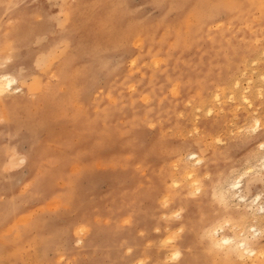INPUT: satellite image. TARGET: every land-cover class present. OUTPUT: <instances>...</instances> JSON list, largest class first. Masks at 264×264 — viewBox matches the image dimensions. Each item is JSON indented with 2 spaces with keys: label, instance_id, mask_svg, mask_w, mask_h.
Masks as SVG:
<instances>
[{
  "label": "rangeland",
  "instance_id": "1",
  "mask_svg": "<svg viewBox=\"0 0 264 264\" xmlns=\"http://www.w3.org/2000/svg\"><path fill=\"white\" fill-rule=\"evenodd\" d=\"M211 1L0 0V73L13 68L23 88L0 94V264H249L214 246L207 231L218 218L252 221L214 192L260 151L264 55L252 48L261 37L250 44L229 12L215 10L219 0ZM5 46L13 47L8 53ZM230 92L238 99H228ZM252 116L262 119L259 133L250 128ZM189 151L204 156L196 171L201 194L189 193ZM255 163L242 173L243 191L264 201V169ZM175 208L185 222L170 244ZM263 233L253 241L262 250ZM173 244L184 250L180 260L167 255Z\"/></svg>",
  "mask_w": 264,
  "mask_h": 264
},
{
  "label": "bare ground",
  "instance_id": "2",
  "mask_svg": "<svg viewBox=\"0 0 264 264\" xmlns=\"http://www.w3.org/2000/svg\"><path fill=\"white\" fill-rule=\"evenodd\" d=\"M118 2H119V0H117ZM121 1V0H120ZM122 1H124V0H122ZM170 1V0H169ZM205 1H208V0H205ZM210 2H212L213 3V1H211V0H209ZM199 2H200V0H199ZM199 2H198V4H199ZM217 2V1H216ZM208 3V2H207ZM215 3V2H214ZM213 3V4H214ZM195 4V3H194ZM210 4V3H209ZM125 5V4H124ZM156 5V4H155ZM205 5V4H204ZM203 5V6H204ZM211 5V4H210ZM202 6V7H203ZM201 7V6H200ZM214 8H215V10H221L222 8L223 9H225L227 12H229L235 19H236V22H238V25L239 26H237V31L240 33V34H242V36H244V37H246V38H248L247 40L249 41V43L251 44L252 42H253V40H256L257 38H259V37H261V39H260V43H257L256 45H253L252 46V48H254V50L256 51V52H258V54L257 55H264V0H219V2L218 3H216L214 6H213ZM259 7V8H258ZM195 8V7H194ZM256 8H258V10H259V19L258 18H253L254 17V14H255V12H254V10L256 9ZM195 9H198V7H196ZM194 10V9H193ZM199 10H201V8L199 9ZM202 10H203V8H202ZM189 11H191L192 12V10H189ZM196 11V10H195ZM186 12V11H185ZM184 12V13H185ZM198 12V11H197ZM196 12V13H197ZM199 12H201V11H199ZM204 12V11H203ZM203 12H201L202 14H203ZM196 13H195V15H196ZM187 14V13H186ZM194 14V13H193ZM192 14V15H193ZM189 15V14H188ZM197 15H201V14H198L197 13ZM198 16V17H199ZM186 17V16H185ZM137 19V18H136ZM201 21H202V17H201ZM234 21V20H233ZM241 24V25H240ZM186 26V25H185ZM140 27V26H139ZM138 27V28H139ZM237 32V33H238ZM13 33V32H12ZM125 34V33H124ZM187 35H188V32H187ZM186 35V36H187ZM11 37V36H10ZM4 38H7V37H4ZM4 38H3V40H4ZM15 38V37H14ZM9 40H11L12 39V37H11V39L10 38H8ZM7 41V40H6ZM12 41V40H11ZM139 41H141V39L138 37L134 42H138L139 43ZM257 42H259V41H257ZM5 43V42H4ZM11 43V42H10ZM11 44H13V43H11ZM2 45V44H1ZM80 45V44H79ZM82 45V44H81ZM8 46V45H7ZM13 46H15L14 44H13ZM12 46V47H13ZM180 45H178V47H179ZM12 47L11 48H8V47H4L5 49L6 48H8V50H7V52L9 53V51H10V49H12ZM108 50V49H107ZM12 51H14V50H12ZM69 51V50H68ZM102 51V50H101ZM105 51V50H104ZM100 54V53H99ZM13 55V54H12ZM82 55V54H81ZM238 55H240V54H238ZM244 55V54H243ZM15 56V55H14ZM13 56V57H14ZM76 56V55H75ZM245 56V55H244ZM83 57H85V56H83ZM89 57V56H88ZM68 58V57H67ZM103 58V57H102ZM105 58V57H104ZM164 58V57H163ZM7 59V58H6ZM258 59H260L261 61H263L264 62V60H262V58H260V57H258ZM14 60V59H13ZM90 60V59H89ZM95 60V59H94ZM103 60V59H102ZM106 60V59H105ZM152 61V60H151ZM244 61V60H243ZM251 61H253V60H251ZM254 61H255V59H254ZM254 61L253 62H251V64L253 63V64H255L254 63ZM13 62V61H12ZM87 62V61H86ZM100 62H102V61H100ZM107 62V61H106ZM105 62V63H106ZM256 62V61H255ZM258 62V61H257ZM256 62V63H257ZM98 63H99V61H98ZM119 63V62H118ZM104 64V63H103ZM116 64V63H115ZM246 64V63H245ZM244 64V65H245ZM248 64V63H247ZM250 64V63H249ZM150 65V64H149ZM158 65V64H157ZM235 65V64H234ZM243 65V64H242ZM243 65V66H244ZM14 66V65H13ZM95 66V65H94ZM97 66H99V64L97 65ZM100 66H102V63H101V65ZM104 66V65H103ZM102 66V67H103ZM107 66V65H106ZM105 66V67H106ZM114 66H116V65H114ZM230 66V65H229ZM249 66V65H248ZM247 66V67H248ZM253 66V65H252ZM263 66V65H262ZM59 67H60V65H59ZM58 67V68H59ZM91 67V66H90ZM239 67V66H238ZM246 67V68H247ZM256 67V66H255ZM254 67V68H255ZM57 68V67H56ZM111 68V67H110ZM219 68V67H218ZM245 68V69H246ZM250 68H252V67H250ZM52 69H54V68H52ZM109 69V68H108ZM112 69V68H111ZM114 69V68H113ZM224 69V68H223ZM236 69H239V68H236ZM257 69V68H256ZM256 69H254V70H256ZM258 69H260L259 68V66H258ZM263 69V68H262ZM54 70H56V69H54ZM58 70V69H57ZM225 70V69H224ZM240 70V69H239ZM20 71H21V69H20ZM19 71V72H20ZM114 71V70H113ZM196 71V70H195ZM194 71V72H195ZM220 71V70H219ZM231 71V70H230ZM238 71V70H237ZM244 71L245 70H243L241 73H243V75H244ZM252 71H253V69H252ZM18 72V71H17ZM199 72V71H198ZM226 72V71H225ZM246 72H248V69H246ZM72 73V72H71ZM110 73V72H109ZM236 73H238V72H236ZM259 73L260 74H258V76H259V78L258 79H260V81H261V79L264 81V73L262 74V72H261V69H260V71H259ZM18 74L19 73H17L16 74V71L14 72V70H13V68H8L6 71H3V72H1L0 73V94H9V93H12V94H17V93H20V91L21 92H23L22 90H23V88H22V86H21V83H19V77H18ZM220 74V73H219ZM231 74H233V72H231ZM230 74V75H231ZM204 75V74H203ZM222 75V74H221ZM239 75V74H238ZM250 75V74H249ZM240 76H242V75H240ZM255 76H257V75H255ZM257 76V77H258ZM221 77V76H220ZM219 77V78H220ZM224 77V76H223ZM239 77V76H238ZM237 77V78H238ZM246 77V76H245ZM256 77V78H257ZM196 78H198V77H196ZM204 78V77H203ZM203 78H201V80L203 79ZM228 78V77H227ZM236 78V77H235ZM250 78V77H249ZM222 79H225V77L224 78H222ZM233 79V78H232ZM255 79V78H254ZM204 80V79H203ZM206 80V79H205ZM235 80V79H234ZM248 80V79H247ZM249 80H251V81H253L252 80V77L249 79ZM256 80V79H255ZM254 80V81H255ZM251 81H246V83L248 82H251ZM260 81H258V82H260ZM262 81V82H263ZM239 80H236V81H233V86L236 88L237 86L239 87ZM247 83V85H250V84H248ZM252 83V82H251ZM254 83H252V85H253ZM207 85V84H206ZM231 86H232V84H230ZM230 85H229V88H230ZM260 85H263V84H261L260 83ZM232 86V89L234 88ZM255 85H253L252 87H254ZM203 87V86H202ZM201 87V88H202ZM248 86H246V88H247ZM256 87H259V84L257 83L256 84ZM262 87V86H261ZM84 88V87H83ZM221 88H223V87H221ZM244 89H242L241 88V90H243V91H245V86L243 87ZM250 88H251V86H250ZM249 88V89H250ZM74 89V88H73ZM206 89V88H205ZM232 89H230V91L232 90ZM237 89V88H236ZM239 89V88H238ZM248 89V88H247ZM253 89V88H252ZM262 90L264 89V88H261ZM260 89V90H261ZM84 90V89H83ZM219 90V89H218ZM224 89H222V91H223ZM239 91V90H237V91H239L240 93H241V96L239 97L240 99H241V97H242V102H244V100H245V102L247 103V104H249V105H246L247 107H250V105H251V103H252V101L250 100V99H248V96L246 95V93L244 94L243 93V91ZM260 91V92H262L263 93V91ZM216 91V90H215ZM228 91V90H227ZM250 91V90H249ZM253 91V90H252ZM216 92H218V91H216ZM216 92H211V94L210 95H212V94H214V96H213V98H215V102L218 100H220L221 99V97L219 98V96H218V94L219 93H217V94H215ZM235 92V91H234ZM233 92V93H234ZM257 92V91H256ZM261 93V94H262ZM222 94V93H221ZM220 94V96H224V98L222 97V101H223V99H225V95L223 94V95H221ZM228 94V93H227ZM230 94L235 98V99H238V96H236L235 97V94L236 93H234V94H232L231 92L229 93V97H228V99H230L231 100V98H230ZM249 94H251L250 95V97H252L254 94H253V92L251 93V92H249ZM253 94V95H252ZM264 94V93H263ZM210 95H209V97H210ZM239 95V94H238ZM10 96V95H9ZM231 96V97H232ZM256 96H257V93H256ZM207 97V96H206ZM232 97V98H233ZM254 97V96H253ZM252 97V98H253ZM258 97V96H257ZM251 98V99H252ZM256 98V97H255ZM234 100V99H233ZM206 101H207V98H206ZM206 101L204 102V99L201 101V104H203L204 103V108H203V110H204V112H207V113H209V112H211V107L210 106H208V105H206L207 103H206ZM227 101V100H226ZM12 102V101H11ZM221 102V101H220ZM219 102V103H220ZM239 102V101H238ZM245 103V104H246ZM211 104V103H210ZM259 104V103H258ZM238 105V104H237ZM216 106V105H215ZM218 106V105H217ZM236 106V105H235ZM245 106V105H244ZM243 106V107H244ZM245 106V107H246ZM257 105H255V107H256ZM264 106V105H263ZM210 107V108H209ZM258 107V106H257ZM134 108V107H133ZM251 108H252V105H251ZM219 109V108H218ZM248 109V108H247ZM200 110V109H199ZM198 110V111H199ZM250 110V109H249ZM252 110V112L253 113H256V110L254 109V111H253V109H251ZM194 111H195V109H194ZM203 112V111H202ZM251 112V111H250ZM258 112V111H257ZM124 113V112H123ZM259 113V112H258ZM247 114V113H246ZM254 115V114H253ZM257 115V114H256ZM259 115V118H261L260 117V113L258 114ZM262 115V114H261ZM245 116V115H244ZM246 116H251V114L250 115H246ZM257 117V116H256ZM263 117V116H262ZM252 118V120L254 121V123L251 125L250 123H251V121L252 120H249V122L250 123H248V125H251L250 126V128H251V130L253 131V132H256V131H258V133H259V130H258V128H259V126H261L260 124V122L259 121H261L262 119H260L259 120V118L257 119V118H255L254 116H252L251 117ZM250 118V119H251ZM232 119V118H231ZM245 120H246V118H245ZM144 121V120H143ZM252 121V122H253ZM133 122V121H132ZM245 122V121H244ZM243 122V123H244ZM246 122H248L247 120H246ZM263 122V121H262ZM139 123V122H138ZM137 125V124H136ZM179 125V124H178ZM215 125V124H214ZM240 125V124H239ZM241 125H243L244 126V124H241ZM247 124H245V126H246ZM247 125V127L245 128V127H243V126H241L242 128H245V129H249V126ZM264 125V124H263ZM140 126V125H139ZM228 128H230V126L228 127ZM238 126L236 127L235 126V132L236 131H238V129H240V127L238 128ZM241 128V129H242ZM133 128H131V130H132ZM160 129V128H159ZM192 129V128H191ZM232 130H230V131H233V127L231 128ZM237 129V130H236ZM250 130V132H249V130H245L246 131V133L247 132H249V133H251L252 131ZM241 131V130H240ZM242 131H244V130H242ZM134 132V131H133ZM234 133V132H233ZM133 134V133H132ZM223 134V133H222ZM231 134V133H230ZM243 134V133H242ZM155 135V134H154ZM221 136V135H220ZM258 136H264V132H260L259 133V135ZM136 138V137H135ZM208 138V137H207ZM218 138V137H217ZM220 138V137H219ZM215 139L216 141H218V140H220V139ZM222 138V137H221ZM221 141H222V139H221ZM168 142V141H167ZM219 142V141H218ZM189 143V142H188ZM258 143H259V152L257 153V156H255V158L254 159H256V157H257V159L256 160H254V162H250V163H253V164H255L256 165V163H255V161H259V163L257 164V166L258 167H260V169H264V139H262V140H260V141H258ZM149 144V143H148ZM196 144V143H195ZM213 144V143H212ZM187 145V144H186ZM205 145V144H204ZM139 146V145H138ZM168 146V145H167ZM200 145L198 144V147H199ZM203 146V145H202ZM211 147V146H210ZM144 148V147H143ZM146 148V147H145ZM199 148H201V146L199 147ZM198 148V149H199ZM212 148V147H211ZM205 149V148H204ZM256 149V148H255ZM143 150V149H142ZM213 150V149H212ZM187 151V150H186ZM196 151V150H195ZM195 151H189V152H187V153H185V155H183L184 156V158H186V160H187V162H188V165H190V167H188V172H187V174L188 175H186V176H190L191 178V180H190V183H191V186H193V188H189V193L190 192H193L194 194H196V193H199V194H201V193H203L202 191V185H201V183H203V182H201L200 183V181H199V177H203L202 175L201 176H199L198 178H197V174H196V171H197V169L199 168V167H201V165H203L202 163H203V161H204V156H202V155H200V154H198L197 152H195ZM202 151H204V150H202ZM199 152H201V150H199ZM168 153V152H167ZM166 153V154H167ZM142 154V153H141ZM212 154V153H211ZM207 155V154H206ZM255 155H256V153H255ZM24 156V155H23ZM30 155H29V153L27 154V156H26V160L27 159H30V157H29ZM143 156V155H142ZM149 156V155H148ZM179 156H180V154H179ZM215 156V155H214ZM254 156V155H253ZM157 157V156H156ZM181 158H182V154H181V156H180ZM249 157V156H248ZM247 157V158H248ZM253 158V157H252ZM176 159V158H175ZM183 159V158H182ZM160 160V159H159ZM178 160V159H177ZM252 160V159H251ZM145 161V160H144ZM174 161V160H173ZM246 161H248V160H246ZM246 161H245V163H246ZM178 162V161H177ZM186 162V163H187ZM170 163V162H169ZM184 163V162H183ZM244 163V164H245ZM249 162H247L246 164L248 165L247 167L246 166H243V168H245L244 169V171L243 170H241L240 172V174H238V175H236V177L235 178H231V177H229L228 175V177L229 178H226V179H224V182L220 185V183H219V185H220V188L218 189V190H216L215 192H214V194L218 197V199H220L221 201H223L224 202V205H226V206H228L227 204H229L230 203V207L231 206H233L232 208H236V207H242L243 208V210L241 211V213L239 214V216H240V218H242V219H244V221H246V216L247 215H251V219H252V221L251 222H242V224L241 225H239V224H237V223H234L235 221H232V220H230V218H221V219H215L214 221L216 222L215 223V225H213L212 227H208L209 228V230L207 231V236L210 238V242L214 245V246H216V247H220V249L222 248V247H227V249H228V251L230 252V253H232V254H235V257L238 259V260H240L241 262L242 261H244L245 259H247L248 260V263L249 264H264V250H262L260 247H258L257 246V244L256 243H254L253 241H255L254 239L256 238V236L257 235H259V234H261L262 233V231H264V201L262 200V197L259 195V194H254V196H250V195H248V194H246L243 190H244V185H243V174L242 173H249V171L252 169V167L253 166H255V165H253V164H250ZM164 164H166V163H164ZM245 164V165H246ZM159 165V164H158ZM163 165V164H162ZM184 165H186L185 163H184ZM184 165H183V167H184ZM243 165V164H242ZM223 166V165H222ZM240 166V165H239ZM160 167V166H159ZM256 167V166H255ZM202 168V167H201ZM234 168V166L232 167V170H234L235 171V169H233ZM239 168H241V167H239ZM154 169V168H153ZM163 169H165V168H163ZM259 169V170H260ZM207 170V169H206ZM214 170V169H213ZM231 170V169H230ZM254 170V169H253ZM255 170H257V169H255ZM120 171V170H119ZM122 171V170H121ZM239 171V170H238ZM243 171V172H242ZM258 171V170H257ZM163 172V171H162ZM166 172V171H165ZM251 172V171H250ZM256 172V171H255ZM207 172H205L203 175H205ZM210 173V172H209ZM224 173V172H223ZM238 173V172H237ZM186 173H184L183 172V175H185ZM208 174V173H207ZM217 174H218V172H217ZM242 174V175H241ZM118 175V174H117ZM172 175V174H171ZM180 175H182V174H180ZM182 175V176H183ZM231 175V174H230ZM233 175V174H232ZM245 175V174H244ZM92 176V175H91ZM119 176H120V174H119ZM181 176V177H182ZM235 176V175H234ZM156 177V176H155ZM206 177H207V175H206ZM217 177V176H216ZM224 177H226V176H224ZM152 178V177H151ZM98 179V178H97ZM100 179V178H99ZM163 179V178H162ZM171 179V178H170ZM172 180V179H171ZM183 179H181V181H182ZM221 180H223V178L221 179ZM116 181V180H115ZM120 181V180H119ZM179 181V180H178ZM177 180L176 181H174V183L176 184H178L179 182H178ZM188 181V180H187ZM213 181V180H212ZM217 181V180H216ZM215 181V183H217V182H219V181H217L216 182ZM87 182H89V181H87ZM95 182V181H94ZM97 182V181H96ZM117 182V181H116ZM148 182V181H147ZM162 182V181H161ZM212 183H214V182H212ZM93 184V183H92ZM157 184V183H156ZM171 184H173L172 182H171ZM175 184H173V185H175ZM176 184V185H177ZM185 184V183H184ZM211 184V183H210ZM116 185V184H115ZM166 185H168V184H166ZM175 185V186H176ZM218 185V186H219ZM179 186V185H178ZM177 186V187H178ZM217 186V187H218ZM93 187V186H92ZM164 187V186H163ZM171 187V186H170ZM144 188V187H143ZM175 188V187H174ZM183 188H184V186H183ZM215 188V186L213 187V189ZM125 189V188H124ZM168 189V188H167ZM179 189V188H178ZM190 189H192V191L190 190ZM210 189V188H209ZM148 190V189H147ZM182 190V189H181ZM215 190V189H214ZM118 191V190H117ZM152 191V190H151ZM160 191V190H159ZM172 191H173V189H172ZM177 191V190H176ZM186 192V191H185ZM196 192V193H195ZM260 192V191H259ZM258 192V193H259ZM111 193V192H110ZM156 193V192H155ZM166 193V192H165ZM171 193V192H170ZM183 193V192H182ZM188 193V192H187ZM145 194V193H144ZM157 194V193H156ZM190 194H192V193H190ZM193 194V195H194ZM213 194V195H214ZM110 195V194H109ZM116 195V194H115ZM125 195V194H124ZM168 195H169V192H168ZM167 195V196H168ZM94 196V195H93ZM167 196H166V194H165V200H166V198H167ZM92 197V196H91ZM214 197V196H213ZM144 198V197H143ZM163 197H162V199H164ZM150 200V199H149ZM161 200V199H160ZM160 200H158L157 202H159ZM168 200H170V198L168 199ZM197 200V199H196ZM88 202V201H87ZM95 202V201H94ZM137 203V202H136ZM152 204V203H151ZM150 204V205H151ZM162 204V203H161ZM160 204V205H161ZM179 205V204H178ZM162 206V205H161ZM177 207V206H176ZM171 208V207H170ZM172 209V208H171ZM170 209V210H171ZM176 209V208H175ZM162 210V209H161ZM186 210V209H185ZM174 211V210H173ZM169 213H171V214H173L174 212H169ZM169 213H167L168 214V216H169ZM239 213V212H238ZM164 214V213H163ZM166 214V213H165ZM164 214V215H165ZM166 214V215H167ZM153 215V214H152ZM158 215V214H157ZM159 216V215H158ZM173 216H175V217H179V220H178V227L177 228H175V229H173L174 231H172V232H174V233H172V236H171V233H169L170 231L167 229L169 226H168V224H167V226L168 227H166V229L168 230V233H169V235L167 234V237L169 238L168 239V242H169V240L170 241H172V240H175V237L178 235V233L182 230V228L184 227L183 226V223L185 222V217L184 216H182V214H181V210L180 209H176L175 210V213L173 214V215H171V217H173ZM189 216V215H188ZM225 216V215H224ZM236 216V215H235ZM142 217V216H141ZM165 217V216H164ZM222 217V216H221ZM146 218V217H145ZM235 218V217H234ZM248 218V217H247ZM142 219V218H141ZM155 219V218H154ZM232 219V218H231ZM126 220V219H125ZM128 220V219H127ZM126 220V221H127ZM217 220V221H216ZM241 220V219H240ZM249 221V220H248ZM125 222V221H124ZM153 222V221H152ZM162 222V221H161ZM175 222V221H174ZM213 222V221H212ZM236 222H238V221H236ZM127 223H128V221H127ZM151 223V222H150ZM239 223V222H238ZM248 223V224H247ZM154 224V223H153ZM161 224V223H160ZM124 225H126V224H124ZM162 225V224H161ZM208 225H210V224H208ZM146 226V225H145ZM152 226V225H151ZM163 226V225H162ZM126 227V226H125ZM149 227V226H148ZM161 227V226H160ZM176 227V226H175ZM238 228L239 230L237 231L236 229V231L234 230V231H232V233H229V232H225V229L227 228V229H234V228ZM97 228V227H96ZM128 228V227H127ZM154 228V227H153ZM174 228V227H173ZM204 228V227H203ZM225 228V229H224ZM193 229V228H192ZM207 229V228H206ZM230 229V230H231ZM232 229V230H233ZM105 230V229H104ZM141 230V229H140ZM172 230V229H171ZM22 231V230H21ZM77 232H78V234H80L79 236H78V238H77V240L81 243L82 242V235L85 233V227H83V226H80L79 228H78V230H76ZM142 231V230H141ZM166 231V230H165ZM112 232V231H111ZM121 232V231H120ZM119 232V233H120ZM154 232V231H153ZM203 232V231H202ZM20 233H22V232H20ZM19 233V234H20ZM157 233V232H156ZM164 233V232H163ZM132 234V233H131ZM203 234V233H202ZM264 234V233H263ZM134 235V234H133ZM185 235V234H184ZM183 235V236H184ZM205 235V234H204ZM135 236V235H134ZM134 236H132V238L134 237ZM164 237H165V235H163ZM170 236V237H169ZM181 236V235H180ZM207 236L205 235V238H207ZM259 236H261V235H259ZM86 237H88V236H86ZM128 237V236H127ZM162 237V236H161ZM198 237H200V236H198ZM151 238V237H150ZM158 238V237H157ZM192 238V237H191ZM204 238V237H203ZM103 239V238H102ZM130 239V238H129ZM161 239V238H160ZM166 239V238H165ZM52 240V239H51ZM88 240V239H87ZM114 240V239H113ZM103 241V240H102ZM115 241V240H114ZM114 241H112V242H114ZM117 241V240H116ZM120 241V240H119ZM146 241H147V239H146ZM167 241V239L164 241L163 240V242H166ZM177 241V240H176ZM209 241V240H208ZM207 241V242H208ZM92 242V241H91ZM109 242V241H108ZM134 242V241H133ZM157 242H159V241H157ZM198 242V241H197ZM205 242V241H204ZM51 243H52V241H51ZM79 243V244H80ZM94 243V242H93ZM170 243V242H169ZM172 243V242H171ZM170 243V244H171ZM174 243V242H173ZM188 243V242H187ZM187 243H186V245H187ZM98 244V243H97ZM165 244V243H164ZM209 244V243H208ZM207 244V245H208ZM211 244V245H212ZM94 245V244H93ZM103 245V244H102ZM110 245V244H109ZM108 245V246H109ZM169 245V244H168ZM206 245V246H207ZM138 246V245H137ZM162 246H164V245H162ZM196 246V245H195ZM81 247V246H80ZM84 247V246H83ZM133 247V246H132ZM131 247V248H132ZM155 247V246H154ZM103 248V247H102ZM101 248V249H102ZM140 248V247H139ZM143 248V247H142ZM147 248V247H146ZM187 248V247H186ZM127 249V248H126ZM125 249V250H126ZM128 249H130V248H128ZM156 249V248H155ZM154 249V250H155ZM162 249V248H161ZM207 249V248H206ZM209 249V248H208ZM212 249V248H211ZM264 249V248H263ZM114 250V249H113ZM112 250V251H113ZM120 250V249H119ZM143 250V249H142ZM219 250V249H218ZM145 251V250H144ZM156 251V250H155ZM33 252V251H32ZM127 252V251H126ZM167 255L170 257V258H172V259H176V260H180L181 259V257H182V255H183V253H184V250L181 248V247H179V245H177V244H173V245H171V247H168V250H167ZM215 252V251H214ZM116 253V252H115ZM162 253V252H161ZM194 253V252H193ZM29 254V253H28ZM145 254V253H144ZM115 255V254H114ZM118 255V254H117ZM152 255V254H151ZM29 256V255H28ZM148 256V255H147ZM150 256V255H149ZM161 256V255H160ZM206 256V255H205ZM226 256V255H225ZM224 256V257H225ZM118 257H120L119 255H118ZM231 257V256H230ZM148 258V257H147ZM208 258V257H207ZM145 259V258H144ZM231 259V258H230ZM156 260V259H155ZM162 260V259H161ZM168 260H170V259H168ZM222 259H219V261H221ZM226 260V259H225ZM232 260V259H231ZM124 261V260H123ZM210 261H211V259H210ZM217 261V260H216ZM184 262V261H183ZM192 262V261H191ZM199 262V261H198ZM202 262V261H201ZM213 262V261H212ZM215 262V261H214ZM126 263V262H125ZM155 263V262H154ZM159 263V262H158ZM157 263V264H158ZM170 263V262H169ZM128 264H145L144 262H143V260L142 259H140V258H130L129 260H128ZM173 264V263H172ZM209 264V263H208Z\"/></svg>",
  "mask_w": 264,
  "mask_h": 264
}]
</instances>
